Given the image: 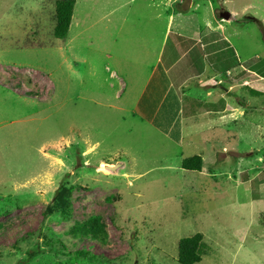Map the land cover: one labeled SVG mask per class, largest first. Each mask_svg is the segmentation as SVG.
<instances>
[{"label":"rangeland","instance_id":"374dc122","mask_svg":"<svg viewBox=\"0 0 264 264\" xmlns=\"http://www.w3.org/2000/svg\"><path fill=\"white\" fill-rule=\"evenodd\" d=\"M57 1L0 0V264H179L178 242L196 234L199 264H264V0H74L62 40ZM176 3L221 25L222 55L242 69L212 82L214 104L229 110L184 124L169 110L173 92L161 101L159 90L153 108L142 88L154 65L146 54ZM196 81L184 120L208 99ZM136 101L146 118L131 116ZM194 155L201 171L183 170ZM117 163L116 173L103 167ZM57 195L68 196L70 220ZM89 220L104 244L71 236Z\"/></svg>","mask_w":264,"mask_h":264},{"label":"crops","instance_id":"0c3cea01","mask_svg":"<svg viewBox=\"0 0 264 264\" xmlns=\"http://www.w3.org/2000/svg\"><path fill=\"white\" fill-rule=\"evenodd\" d=\"M175 14H171L170 11H168L167 14L165 12V20L161 21L162 31L159 34L160 36L156 38L157 49L155 51L149 50V53L146 54L147 58L151 59V62L154 61V65L151 66V69H149V71L147 72V78L145 80L147 85L142 87L143 90H145L144 92L146 94L148 102L151 101V105L154 108L156 107L155 102L157 100V93L159 90L163 92L165 91V94L161 96V101H166V99L169 97L168 93L173 92V96L170 97L172 99V104H170V106H172L173 108L171 107V109H169V106L167 107L169 110L173 111V114H175L176 112L178 115L180 114L182 118V123L180 122V124L192 123L194 118H197L199 116H216L217 113L222 112L223 110L226 112L227 110H229L230 104H227L226 102L223 105V108L220 109L221 107L219 105L214 104L215 101H213L214 99L212 98L210 91L217 90L215 88L216 85L212 84V82H219L220 75L223 74L224 76L225 74L227 79H230L231 75H235L240 70L242 71V69L239 68L237 70V64L229 66V64H227L229 58H224L222 55V52L225 50V48L221 47V42H226V38H228V36H226L224 32L222 33L221 31H218L221 25H218L219 27H216L212 25L213 23H211L210 20H207L205 18L200 19L199 16L197 17L196 15H194L193 11L189 13L187 11L186 14ZM158 15L156 16L159 17ZM153 22L155 23V21ZM217 24H219V21H215V25ZM169 39L171 41H169ZM183 46H186V50H184ZM143 48L145 49L146 46H143ZM199 57L201 61L204 60L207 63H204V66L202 68H200L199 66L197 69L196 63H193L191 61H195L194 58H196V61H198ZM143 62L146 63L145 61ZM218 64L220 65V68L217 67ZM205 66L210 68L212 74L211 76H205ZM222 69L224 71H222ZM245 71L240 72L237 78L244 74ZM113 78H116V75L113 76ZM172 78L175 79L174 82ZM234 79L236 78H233V80ZM193 80H198L196 81V83L200 84L199 90L202 91L201 88L206 87L203 94L205 95V98L208 99L205 103L199 104V102H197L198 105L195 107L194 111L191 112V116L189 117V119L184 120V117L182 116L184 113V96H186V94H189L188 90L190 89H187L186 87L188 86V84H191ZM233 82H230L229 85L232 86ZM246 82H248V80L243 81V83L247 84ZM204 84H208L209 87H207L208 85ZM231 86H229L230 89L234 87ZM121 88L122 90H120V93L123 94L127 88V85L120 79L119 89ZM184 88L186 89L185 91ZM197 90L198 88H195L193 90L190 89V92H196ZM229 92L230 91H227V89L223 90V93L229 94H227V98L233 96ZM219 93L220 92H218V94ZM224 98L225 96L224 94H222L221 99ZM202 104L209 106L208 108H203L201 113L195 115L197 111L200 112V107ZM134 105V108L138 109L139 112H137V110H133L131 112V116L138 117L137 113H139L142 117L146 118L147 114L145 111L147 109L143 108L142 102L136 101ZM146 106H148V104ZM174 107L177 108L178 111L175 112ZM193 114L194 117H192ZM155 116L156 115H149L148 117ZM155 118H158V116ZM180 132L181 130L179 131V133ZM164 136L170 138L169 136ZM172 141L174 140L172 139L171 142ZM127 155L130 157V151H127Z\"/></svg>","mask_w":264,"mask_h":264},{"label":"trees","instance_id":"16d2710c","mask_svg":"<svg viewBox=\"0 0 264 264\" xmlns=\"http://www.w3.org/2000/svg\"><path fill=\"white\" fill-rule=\"evenodd\" d=\"M75 1L74 0H62L55 3V26L53 29V37L56 39H64L67 36L70 21L73 14ZM176 11L179 14H186L187 11L181 10L180 3H176ZM251 20V18H249ZM261 27V25H259ZM181 168L186 171L200 172L202 169V159L200 156L194 155L185 158L181 162ZM72 189V188H70ZM70 190L68 189V193ZM64 199L60 195H57L56 200L60 214L64 220H70L71 218V204L67 199ZM71 236L79 239L95 240L100 244L105 243V235L102 226L97 220H89L80 225H77L71 229ZM36 253L31 252L28 254V258H32ZM202 254V236L196 234L192 237L182 238L178 242V263L179 264H199L201 262ZM77 258H83L89 262L104 261L103 258L96 257L88 250L76 251L74 254Z\"/></svg>","mask_w":264,"mask_h":264},{"label":"water","instance_id":"95a60500","mask_svg":"<svg viewBox=\"0 0 264 264\" xmlns=\"http://www.w3.org/2000/svg\"><path fill=\"white\" fill-rule=\"evenodd\" d=\"M219 17H220V19L228 20L231 17V15H230V13H228L226 11H223V12L219 13ZM122 166L123 165L121 163H117V164H115L113 166L105 165L103 167H104V169H106V170H108L110 172H113V173L115 172L116 173L117 170L120 169Z\"/></svg>","mask_w":264,"mask_h":264}]
</instances>
